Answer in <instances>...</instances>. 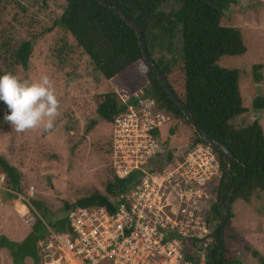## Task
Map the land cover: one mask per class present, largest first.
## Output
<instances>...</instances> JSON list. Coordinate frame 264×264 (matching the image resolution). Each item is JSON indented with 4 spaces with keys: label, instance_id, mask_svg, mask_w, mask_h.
I'll use <instances>...</instances> for the list:
<instances>
[{
    "label": "trees",
    "instance_id": "16d2710c",
    "mask_svg": "<svg viewBox=\"0 0 264 264\" xmlns=\"http://www.w3.org/2000/svg\"><path fill=\"white\" fill-rule=\"evenodd\" d=\"M40 1L44 6L45 0ZM60 1L62 5L58 15L40 35L59 30L71 37L104 80H112L121 76L126 69L139 65L145 82L139 90L153 100L154 110L162 111L168 117V134L173 135L174 131L178 134L182 130V136L186 134L190 143L206 145L196 136L181 111L142 60L134 31L118 15L99 5L96 0ZM103 1L118 9L140 30L147 61L159 70L173 95L206 138L222 145L233 157L226 174L225 157L216 149L210 148L220 171L213 200L209 201V210L205 212L206 223L212 230L220 219L227 195L230 196V204H233L237 200L246 203L254 190L264 193V136L261 127L256 121L244 127H233V120L245 112L241 105L239 72L217 65L222 57L242 56L246 52L239 30L219 24L223 12L228 10L233 1L171 0L176 8L166 14L159 9L168 0ZM37 38L33 36L18 43L3 61L11 63L12 68L17 66L25 70L32 45ZM255 81L258 82L259 77H255ZM129 87L132 91H127L128 97L129 93L136 91V87ZM134 103L133 97L129 103H124L112 90L102 93L95 109L98 120L91 121L89 127H94L98 122L112 126L114 118L125 113L127 107ZM250 105L252 110L264 111V96L254 97ZM2 106L7 111L4 103ZM170 121H174V124ZM0 170L6 187L17 194L20 191L19 176L14 167L0 157ZM110 173L112 178L105 182L103 194L93 190L85 196L77 197L70 204L63 203L64 214L57 220H42L46 218V214L36 202L31 201L39 217L35 219L30 234L20 243L0 236V249L18 258L19 262V259L28 256L31 251H40L37 244L46 240L45 227L57 233L66 230L68 210L111 206L110 199L126 190L133 177L117 179ZM229 220L228 210L214 239L208 264H239L224 257L228 249L226 239L234 241L235 237L239 238L236 232L232 235L227 232ZM20 246L23 251L19 250ZM243 249L249 251L250 248L244 246ZM250 254L257 256L252 251ZM256 264H264V258H259Z\"/></svg>",
    "mask_w": 264,
    "mask_h": 264
},
{
    "label": "rangeland",
    "instance_id": "374dc122",
    "mask_svg": "<svg viewBox=\"0 0 264 264\" xmlns=\"http://www.w3.org/2000/svg\"><path fill=\"white\" fill-rule=\"evenodd\" d=\"M232 1L219 24L239 30L246 52L242 56L222 57L217 65L239 72L245 112L233 120V127L256 121L264 136V111L252 110L250 105L254 97L264 96V0ZM61 5L60 0H45L44 6L40 0H0V73L11 72L21 80L31 81L46 74L54 82L60 100V114L51 131L38 128L23 133L3 120L6 111L0 102V157L14 167L20 188L17 194L11 192L0 170V236L11 241L26 238V231L39 217L31 201L46 214L42 220L49 222L64 214L63 203L70 204L93 190L104 193L105 182L112 178L111 125L98 122L89 127V124L98 120L95 109L102 93L112 90L116 95L126 94L132 91L129 86L138 91L145 83L139 65L112 80H104L71 37L59 30L40 35L58 15ZM175 8L168 0L159 10L166 14ZM33 36L38 38L25 70L12 68L11 63L3 61L18 43ZM255 77H259L258 82ZM170 123L173 125L174 121ZM166 127L160 130L162 140ZM185 136L182 130L178 134L174 131L171 139L165 138V144L183 147L189 142ZM228 210L227 232L229 235L236 232L239 238L226 239L225 259L256 264L259 258H264V193L254 190L246 203L237 200L229 204ZM244 246L249 251H244ZM19 250L23 251V247ZM17 260L0 249V264H43L46 257L38 250Z\"/></svg>",
    "mask_w": 264,
    "mask_h": 264
},
{
    "label": "built area",
    "instance_id": "2783aa9c",
    "mask_svg": "<svg viewBox=\"0 0 264 264\" xmlns=\"http://www.w3.org/2000/svg\"><path fill=\"white\" fill-rule=\"evenodd\" d=\"M118 96L135 103L111 126V171L132 182L111 206L68 210L64 232L46 227L43 264H206L205 212L219 178L211 147L166 145L169 119L153 100L140 90Z\"/></svg>",
    "mask_w": 264,
    "mask_h": 264
},
{
    "label": "clouds",
    "instance_id": "9594fccd",
    "mask_svg": "<svg viewBox=\"0 0 264 264\" xmlns=\"http://www.w3.org/2000/svg\"><path fill=\"white\" fill-rule=\"evenodd\" d=\"M0 102H3L7 107L3 120L19 133L38 128L51 131L54 128L56 117L60 114V100L57 98L54 82L46 74L42 75L38 81L21 80L11 72L0 75ZM167 129L169 130V127ZM169 136L173 137V135ZM218 182L219 178L210 192V202L213 200V193L218 186ZM49 229L53 231L51 228ZM213 229L210 237H212ZM45 231L47 239L49 233L46 227ZM40 245V251H42L43 243ZM206 256V264H208L210 257L208 250Z\"/></svg>",
    "mask_w": 264,
    "mask_h": 264
},
{
    "label": "water",
    "instance_id": "95a60500",
    "mask_svg": "<svg viewBox=\"0 0 264 264\" xmlns=\"http://www.w3.org/2000/svg\"><path fill=\"white\" fill-rule=\"evenodd\" d=\"M97 3L99 5H101L104 8H107L108 10H110L111 12H113L114 14L118 15L119 18L128 26L130 27L133 31L134 34L136 36L137 39V43H138V47L140 50V54L142 57V60L146 63L147 67L154 73L156 79L158 80V82L160 83V85L162 86V88L164 89L165 93L169 96V98L171 99V101L178 107V109L181 111V113L183 114V116L185 117L186 121L188 122L189 126L191 127V129L193 130V132L196 134V136L203 141L204 143H206L207 145L211 146L212 148L216 149L218 152H220L226 160V174H228L229 172V168L230 165L232 163L233 157L232 155L226 150V148H224L222 145L220 144H216L212 141H210L209 139L206 138L205 134L194 124L190 114L188 113V111L182 106V104L179 102V100L173 95V93L171 92L170 88L167 86L163 76L160 74L159 70L151 63H149L147 61V57L145 55V46H144V40L143 37L140 33V30L134 26L133 24H131L129 22L128 19H126L120 12L118 9L110 6L108 3H106L103 0H96ZM222 203V199L221 202ZM230 203V196H226V200H225V205L223 208V211L220 214V219L218 221V223L216 224V226L213 229L212 232V237H211V243H210V247L208 249V255L211 256L212 252H213V247H214V239L217 236V232L219 230V228L223 225L225 219H226V214H227V210H228V205Z\"/></svg>",
    "mask_w": 264,
    "mask_h": 264
},
{
    "label": "crops",
    "instance_id": "0c3cea01",
    "mask_svg": "<svg viewBox=\"0 0 264 264\" xmlns=\"http://www.w3.org/2000/svg\"><path fill=\"white\" fill-rule=\"evenodd\" d=\"M174 138H175V136H174ZM22 210H23V207L21 208ZM36 210V209H35ZM36 214H37V216H38V213H37V211H36ZM34 224V223H33ZM32 224V225H33ZM32 225H31V227H32ZM31 227L28 229V231H26L27 232V234L29 235L30 234V232H31ZM25 232V233H26ZM4 237V236H3ZM4 238H6V237H4ZM7 239V238H6ZM24 238H22L20 241H12V242H15V243H19V242H21L22 240H23ZM8 241H11V240H9V239H7ZM41 243H39V245H40ZM38 252V251H37ZM39 264V263H38ZM42 264V263H41Z\"/></svg>",
    "mask_w": 264,
    "mask_h": 264
}]
</instances>
